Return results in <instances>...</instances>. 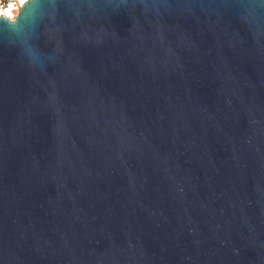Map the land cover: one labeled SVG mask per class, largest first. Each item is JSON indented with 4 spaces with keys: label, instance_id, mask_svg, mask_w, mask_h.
I'll return each mask as SVG.
<instances>
[{
    "label": "water",
    "instance_id": "95a60500",
    "mask_svg": "<svg viewBox=\"0 0 264 264\" xmlns=\"http://www.w3.org/2000/svg\"><path fill=\"white\" fill-rule=\"evenodd\" d=\"M0 18V264H264V0H30Z\"/></svg>",
    "mask_w": 264,
    "mask_h": 264
},
{
    "label": "clouds",
    "instance_id": "9594fccd",
    "mask_svg": "<svg viewBox=\"0 0 264 264\" xmlns=\"http://www.w3.org/2000/svg\"><path fill=\"white\" fill-rule=\"evenodd\" d=\"M29 0H12V3L9 5L8 9L0 8V16H6L10 20L15 19V12L18 8H22L24 4L28 3Z\"/></svg>",
    "mask_w": 264,
    "mask_h": 264
},
{
    "label": "built area",
    "instance_id": "2783aa9c",
    "mask_svg": "<svg viewBox=\"0 0 264 264\" xmlns=\"http://www.w3.org/2000/svg\"><path fill=\"white\" fill-rule=\"evenodd\" d=\"M30 1V0H29ZM12 3V0H0V8H3V9H8L9 5ZM26 4H24L25 6ZM23 6V7H24ZM21 8H18V10L15 12V19L18 17V15L20 14L21 12ZM0 18H6L8 20H10L8 17L6 16H0ZM14 19V20H15ZM14 20H10V21H14Z\"/></svg>",
    "mask_w": 264,
    "mask_h": 264
}]
</instances>
